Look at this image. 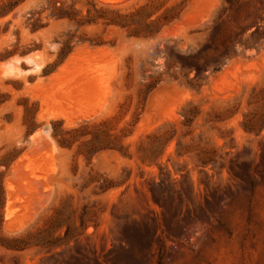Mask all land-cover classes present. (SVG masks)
Here are the masks:
<instances>
[{"label": "rangeland", "instance_id": "obj_1", "mask_svg": "<svg viewBox=\"0 0 264 264\" xmlns=\"http://www.w3.org/2000/svg\"><path fill=\"white\" fill-rule=\"evenodd\" d=\"M64 1L0 19V264H264V0Z\"/></svg>", "mask_w": 264, "mask_h": 264}, {"label": "trees", "instance_id": "obj_2", "mask_svg": "<svg viewBox=\"0 0 264 264\" xmlns=\"http://www.w3.org/2000/svg\"><path fill=\"white\" fill-rule=\"evenodd\" d=\"M25 1L27 0H0V19L9 16L17 7H19ZM47 9L51 10L47 17L54 18L55 20L68 19L69 21H73L76 20L75 16L78 14V11L73 8V4H66L64 0H46V2L40 4L38 8L30 10L28 12V15L26 16V27H29L32 33L38 32L48 25L47 23H44L42 21L43 12ZM149 17H151V15ZM78 22L80 24L83 23L81 21ZM10 23V20L6 22L5 27L3 28V32L8 31V26ZM16 33L18 34L19 31L16 30ZM66 34L67 37L64 40L59 41L60 48L58 60L54 64L47 65L44 68V75H49L54 72L56 68L60 64H62L66 60V58L73 52V34H71L70 32H67ZM40 47L41 46L36 45L32 48H21L17 42L13 48H6L4 51L0 52V61L7 60L16 54H28L29 52ZM1 103L2 102H0V104Z\"/></svg>", "mask_w": 264, "mask_h": 264}, {"label": "bare ground", "instance_id": "obj_3", "mask_svg": "<svg viewBox=\"0 0 264 264\" xmlns=\"http://www.w3.org/2000/svg\"><path fill=\"white\" fill-rule=\"evenodd\" d=\"M30 58L32 59V56H31ZM32 60H33V59H32ZM33 61H34V60H33ZM35 64H36V62H35ZM9 65H10V64H9ZM36 66H37V65H36ZM13 68H14V67H13ZM13 68H12V69H13ZM10 70H11V69H10ZM26 72H27V71H26Z\"/></svg>", "mask_w": 264, "mask_h": 264}]
</instances>
